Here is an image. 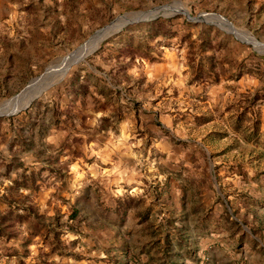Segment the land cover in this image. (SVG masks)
Here are the masks:
<instances>
[{
	"label": "rangeland",
	"instance_id": "1",
	"mask_svg": "<svg viewBox=\"0 0 264 264\" xmlns=\"http://www.w3.org/2000/svg\"><path fill=\"white\" fill-rule=\"evenodd\" d=\"M177 1L0 117V264H264V0H0V103Z\"/></svg>",
	"mask_w": 264,
	"mask_h": 264
},
{
	"label": "water",
	"instance_id": "2",
	"mask_svg": "<svg viewBox=\"0 0 264 264\" xmlns=\"http://www.w3.org/2000/svg\"><path fill=\"white\" fill-rule=\"evenodd\" d=\"M175 3H180L181 4V2L177 1V2H174V4H169V5H165V6H161V7H156L154 9H152V10H149V11H140V12H133V13L124 14V15L120 16L118 19H116L110 25H108L105 28H103L100 31H98L97 33L107 30L110 26H112L115 23L120 24L121 27L117 31H115L112 34H110V36H111V35H114L116 33H119L124 28H126V27H128L130 25L151 21V20L159 18L160 16H165L166 17V16H169V15H172L173 13L179 11L178 7H175ZM185 14L187 15L188 19L191 20V21L206 22V23L215 24L218 27L226 29V31L228 33L235 35L238 39L243 40V39L239 38L238 34L236 33L237 32L236 30H232V28H231L232 27V23H230L227 19L221 17L220 15H216V14L207 15V14H204V15H201V16H198V17H191L187 12H185ZM256 45L258 47H264V44L257 43ZM83 46L84 45H82L81 47L76 49L73 53L69 54L67 57H65V59L69 58V57H72L73 55L77 54L79 51H81ZM47 71H46V73L44 75H42L41 77H39V78H37L35 80L44 79V77L47 74ZM27 88L25 90H23L19 95H17L15 97L11 98V99H8V100L0 103V117H10V116H13V115H17L20 112L28 109V107L30 106L31 102L25 107L20 105L21 100L25 96L24 94H25Z\"/></svg>",
	"mask_w": 264,
	"mask_h": 264
},
{
	"label": "bare ground",
	"instance_id": "3",
	"mask_svg": "<svg viewBox=\"0 0 264 264\" xmlns=\"http://www.w3.org/2000/svg\"><path fill=\"white\" fill-rule=\"evenodd\" d=\"M174 4V3H173ZM181 6L179 3H175V7H179ZM225 23V22H224ZM227 24V23H226ZM232 28V27H231ZM229 30V29H228ZM231 30V29H230ZM232 30H235L234 28H232ZM113 31V27L110 26L107 30L105 31H101L99 33H97L95 35V37H93L91 39V41H89L88 43L84 44L83 48L81 49V51H79L77 54L73 55L72 57L63 59V62L61 64V67H55L52 66L50 68V70L48 69L46 76L44 77V79H38V80H34L33 82H31L28 87V89L25 92V96L24 98L21 100L20 104H28L30 102V100L42 89L41 86L44 83H47L48 81L51 82L52 79H54V77L56 78L58 75H63L66 71V69L74 64L79 63L83 58L84 55H86L87 52H89V50H92V48L97 47L102 41L103 39L111 34ZM237 31V30H236ZM238 33V32H236ZM253 39V41L256 42L254 37H251ZM55 69H57L55 71ZM69 69V68H68ZM60 77V76H59ZM57 79V78H56ZM48 85V84H47ZM44 86V85H43ZM39 97V96H38ZM37 98V97H36ZM34 100V99H33Z\"/></svg>",
	"mask_w": 264,
	"mask_h": 264
}]
</instances>
